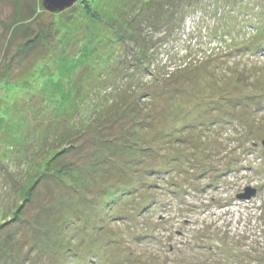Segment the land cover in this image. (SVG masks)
<instances>
[{"label": "rangeland", "instance_id": "rangeland-1", "mask_svg": "<svg viewBox=\"0 0 264 264\" xmlns=\"http://www.w3.org/2000/svg\"><path fill=\"white\" fill-rule=\"evenodd\" d=\"M139 1L0 0V264H264V0Z\"/></svg>", "mask_w": 264, "mask_h": 264}, {"label": "trees", "instance_id": "trees-1", "mask_svg": "<svg viewBox=\"0 0 264 264\" xmlns=\"http://www.w3.org/2000/svg\"><path fill=\"white\" fill-rule=\"evenodd\" d=\"M174 0H140L139 2L135 3L133 8L130 9V14L132 15L131 23L135 22L136 19H144V17L152 12L155 14V11H161L162 15H160V19L164 20V26H173L174 22L176 21L175 18L178 15V23H182L184 20V16L189 14L190 11L197 5L198 0H178V7L176 5V1ZM173 4V5H172ZM163 9V10H161ZM196 9V7L194 8ZM135 10V12H134ZM147 20H149V16H146ZM131 26V25H130ZM131 29V28H130ZM81 54V52H80ZM79 55V54H78ZM99 63V64H98ZM97 63L98 66L103 64L102 60H99ZM98 72H102L101 70ZM97 72V73H98ZM95 73V72H94ZM105 74V73H102ZM79 89V88H76ZM84 101L85 98H84Z\"/></svg>", "mask_w": 264, "mask_h": 264}, {"label": "water", "instance_id": "water-1", "mask_svg": "<svg viewBox=\"0 0 264 264\" xmlns=\"http://www.w3.org/2000/svg\"><path fill=\"white\" fill-rule=\"evenodd\" d=\"M76 0H43V6L49 12H61L65 9L70 8ZM264 145V141H262ZM256 194V190L250 187L244 189V193H241L237 196L240 200L250 199Z\"/></svg>", "mask_w": 264, "mask_h": 264}]
</instances>
